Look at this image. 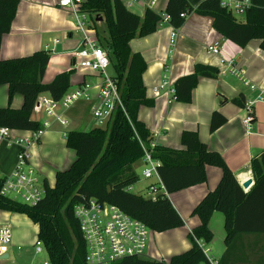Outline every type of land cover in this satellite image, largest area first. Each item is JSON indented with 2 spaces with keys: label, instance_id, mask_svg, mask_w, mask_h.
Here are the masks:
<instances>
[{
  "label": "trees",
  "instance_id": "obj_1",
  "mask_svg": "<svg viewBox=\"0 0 264 264\" xmlns=\"http://www.w3.org/2000/svg\"><path fill=\"white\" fill-rule=\"evenodd\" d=\"M19 2L0 0V49L3 35L11 30ZM222 2L202 0L193 7L188 0H169L164 13L177 30L193 12L211 16L213 27L225 38L241 47L258 39L264 50V6L250 5L241 21ZM80 9L96 14L95 18L103 15L105 19L108 29L105 47L110 52L115 70L112 77L118 83L122 105L117 107L105 127L67 131L66 144L75 150L76 158L69 168L57 171L54 186L44 181L45 195L36 204L2 195L5 177L0 176V209L26 214L38 224V239L43 241L52 264H85L86 244L74 215L76 203L96 198L115 204L157 232L182 227L185 221L169 194L205 182L206 166L213 165L220 167L223 175L216 189L207 193L193 211L201 223L188 234L191 248L173 255L169 262L130 257L114 264H214L201 242L207 244L213 239L209 223L215 211L225 215L227 250L217 263L222 264L230 255V247L237 235L264 232V152L251 161L254 184L245 191L221 153L210 149L197 131L185 130L181 134L185 150L160 145L153 149V157L160 161L158 173L167 193L150 198L129 190L140 180L134 164L144 156L152 141L150 130L138 117L139 109L154 104V100L147 97L143 82L147 63L140 52L132 51L130 42L135 37L155 32L162 13L147 8L141 17L129 10L122 0H85ZM50 57L49 50L40 49L28 56L0 58V85L8 84L9 100L16 93L24 97L20 109L9 105L0 107V127L39 130L42 123L32 118L38 96L47 93L59 100L68 92L73 69L57 74L49 83L43 82ZM219 74L218 67L197 63L192 73L176 80L175 100L191 102L199 79L215 78ZM232 102L246 106L242 95ZM226 122L222 113L214 111L210 131L214 132Z\"/></svg>",
  "mask_w": 264,
  "mask_h": 264
},
{
  "label": "crops",
  "instance_id": "obj_2",
  "mask_svg": "<svg viewBox=\"0 0 264 264\" xmlns=\"http://www.w3.org/2000/svg\"><path fill=\"white\" fill-rule=\"evenodd\" d=\"M60 1L20 0L11 30L3 35L0 58L22 57L40 49L49 50L51 57L43 82L49 83L57 74L73 69L71 86L67 93L79 88L83 82H90L93 86L91 94L93 99H96L99 91L97 85L101 82V77L85 68L74 67L73 56L74 51L80 48L84 40V33L79 29L82 15L92 23L96 14L79 13L76 7L62 6ZM122 1L129 10L144 17L147 8L164 13L169 0H156L152 6H150L151 0ZM188 1L196 7L202 0ZM248 2L250 5L264 6V0H248ZM238 20L243 21L244 15ZM100 22H105L103 16L95 18L93 23L95 29ZM174 29L170 23L158 24L155 32L143 37H135L130 42L132 51L140 52L147 63L143 82L147 97L154 100L153 106L140 107L138 117L150 130L152 141L163 147L185 150L181 143L182 132L197 131L200 139L206 142L210 149L221 153L241 186L246 180H252L248 189L243 188L249 191L254 184L251 161L264 152V103L256 102L253 105L254 120L249 128L245 121L248 114L246 108L236 105L232 99L242 95L245 102L252 100L256 97L258 89H252L244 84L231 71L221 73L215 78H200L193 89L192 100L189 103L172 99L167 89H163L156 96L154 87L160 84L164 74L174 87L176 80L180 76L192 73L199 62L222 70L228 66L229 61H232L236 70L243 71L242 76L250 85L254 84L262 88L264 87V50L260 47V40L253 39L245 47H241L225 38L213 27L211 16L195 12L189 14L183 26L176 30V37L171 43ZM215 41L221 46L219 55L207 50L208 45ZM222 59L225 60L224 63L221 62ZM43 94L47 93H41L37 101ZM93 101L80 100L73 104L65 112L68 124L54 122L39 142H33V130L8 129V133L0 137V173L4 175L3 177L12 173L17 161L19 146L15 140L27 139L31 164L44 181L54 186L57 171L69 168L76 158L75 150L66 144V133L69 130H76L72 124L81 119L80 115L91 113ZM23 102L24 97L20 93L14 94L10 101L8 84L0 85V107L9 105L13 109H20ZM214 111L222 113L227 118V122L211 132L210 121ZM44 115L43 111L34 109L32 118L42 122L45 119ZM142 160L146 167L143 158ZM206 172L205 182L169 194L185 225L163 231L170 232V236H166V233H156L148 243L146 259L169 262L173 255L191 248L192 243L187 236L201 223L199 216L193 214V211L207 193L216 189L223 175L222 169L213 165H207ZM156 181L157 178L154 177L151 183ZM23 215L31 220L26 214L0 209V224L9 225L13 231V242L9 253L6 254V258L0 259V262L38 264L36 261L38 253L34 249L33 242L38 238L39 226L31 220L32 231L28 228L30 223L22 217ZM209 226L214 234L213 239L207 244L201 243L204 244L210 260L217 264L227 250L225 215L215 211ZM27 229L29 232L26 231ZM154 242L157 244L154 245ZM222 264H264V232H246L237 235L230 247V255L222 261Z\"/></svg>",
  "mask_w": 264,
  "mask_h": 264
},
{
  "label": "built area",
  "instance_id": "obj_3",
  "mask_svg": "<svg viewBox=\"0 0 264 264\" xmlns=\"http://www.w3.org/2000/svg\"><path fill=\"white\" fill-rule=\"evenodd\" d=\"M132 1L139 2L140 0ZM155 1L151 0L150 6ZM222 4L231 10L235 16L244 15L250 6L248 0H223ZM60 5L73 6L77 8L79 13L83 12L80 9L82 0H61ZM169 20V16L162 13L158 24H168ZM94 22L95 18L92 23H89L86 16L82 15L79 21V29L84 33V40L80 48L74 51L73 56L75 59L74 67L85 68L101 77V82L97 85L99 88L98 96L93 99L91 94L93 86L90 82H83L79 88L66 93L59 100L48 94L41 95L34 109L43 111L46 118L41 122L42 127L39 130H33V142H39L43 134L54 122L58 121L63 125H67L66 110L80 100H94L91 105V114L97 126H106L117 107L122 105L118 83L112 77L113 75L107 73V69L111 65L110 52L102 44L101 37H99L94 28ZM176 30L174 29L172 33L171 43L174 42L176 37ZM207 50L214 55H219L221 50L220 43L215 41L209 44ZM221 62L224 63L225 60L222 59ZM227 65L224 69H220V74L231 71L244 84L252 89H258L256 97L246 101V106L244 107L248 112L245 121L247 126L251 128L254 120L253 105L256 102L264 103V87L258 88L254 84L250 85L242 76L243 71L236 70L232 61H229ZM163 89H167L172 99H175V89L171 86L166 74L163 75L160 84L154 87V94L156 96L159 95ZM8 129L0 127V137L5 136L9 131ZM15 143L19 146L17 161L12 173L4 179L1 194L34 205L45 195L44 180L30 162L29 141L27 139H16ZM156 145L155 142L151 141L150 147L145 149L142 157L146 163V167L143 169L144 177L157 178L156 182L148 186L147 197L150 198H157L167 193L158 173L160 161L152 155ZM131 188L129 187V190ZM74 215L79 222L86 244L85 264H114L130 257L146 256L151 232L150 227L142 220L124 211L121 207L108 202L98 201L96 198H89L75 204ZM12 242V228L6 224H0V259H3L4 255L9 253ZM201 244L206 252L204 244ZM33 245L36 253H47L42 240L37 238ZM43 264H52L49 257Z\"/></svg>",
  "mask_w": 264,
  "mask_h": 264
},
{
  "label": "rangeland",
  "instance_id": "obj_4",
  "mask_svg": "<svg viewBox=\"0 0 264 264\" xmlns=\"http://www.w3.org/2000/svg\"><path fill=\"white\" fill-rule=\"evenodd\" d=\"M102 16H100V17H102ZM238 18L239 19H242L243 18V15L238 16ZM96 29H97V32L99 34V37H101V40L103 41V45L104 46L107 45L108 44L107 43L108 42V29H107L106 23L105 22H100L96 26ZM107 73L109 75H115V70H114L113 63L107 69ZM45 118H46V116H45ZM79 118H81V119L78 120L76 123H73L72 124V127L73 128H75V129H82V130H89V129H91V128H93L95 126L94 119H93V116H92L91 113L90 114L83 113L82 115L79 116ZM100 127H105V125L100 126ZM134 167H135L137 173L140 176V180L133 185L131 191L134 192V193H137V194H142V195H144V196L147 197V195H148L147 194V192H148V186L154 180V178H145L144 177V175H143V169L145 167H144L142 158L134 165ZM0 176L3 177L4 175L2 173H0ZM20 214H22V213H20ZM22 217H25L27 219V221L30 223V225L28 226V228L32 229L33 228V223L31 222V220H28V218L26 216H24V215ZM26 231L29 232V229H27ZM32 231H33V229H32ZM156 233H159V234L166 233L165 234L166 236H170V232H163V231L162 232H155L154 230H151L150 236H149V241L155 237ZM187 238H189V236H187ZM189 240H190V238H189ZM35 241H36V239L34 240L33 243H35ZM156 244H157V242H154V245H156ZM47 258H48L47 253L46 252H42V253L37 254V260L36 261L38 262V264H43V262ZM0 264H12V263L10 261H1Z\"/></svg>",
  "mask_w": 264,
  "mask_h": 264
},
{
  "label": "water",
  "instance_id": "obj_5",
  "mask_svg": "<svg viewBox=\"0 0 264 264\" xmlns=\"http://www.w3.org/2000/svg\"><path fill=\"white\" fill-rule=\"evenodd\" d=\"M251 184H252V180L251 179H248V180H246L243 184H242V186H243V188L244 189H248L250 186H251ZM110 185L108 186V190H110ZM7 257V255H4V258H6Z\"/></svg>",
  "mask_w": 264,
  "mask_h": 264
},
{
  "label": "bare ground",
  "instance_id": "obj_6",
  "mask_svg": "<svg viewBox=\"0 0 264 264\" xmlns=\"http://www.w3.org/2000/svg\"><path fill=\"white\" fill-rule=\"evenodd\" d=\"M242 17V16H241ZM238 18V17H237ZM96 30V29H95Z\"/></svg>",
  "mask_w": 264,
  "mask_h": 264
}]
</instances>
